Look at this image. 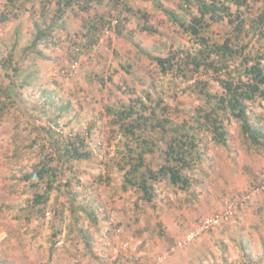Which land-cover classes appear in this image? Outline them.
I'll return each mask as SVG.
<instances>
[{
  "label": "rangeland",
  "instance_id": "374dc122",
  "mask_svg": "<svg viewBox=\"0 0 264 264\" xmlns=\"http://www.w3.org/2000/svg\"><path fill=\"white\" fill-rule=\"evenodd\" d=\"M84 1L88 8L82 0L66 10L63 28H50L58 15L57 0H14L10 5L9 0H0L1 90L9 91L13 75L3 68L2 59L12 55L21 64L14 75L17 103L0 114V264H115L117 258L127 264H264V145H254L242 132L241 122L229 118H224L228 145L216 143L195 120L193 113L203 102L192 92L203 77L210 81L211 92L220 93L214 75L201 70L193 76L186 73L185 78L174 70L165 72L147 55L165 57L179 47H200L199 40L158 5L175 10L187 22L190 7L183 0H155L153 7L149 0H131L128 11L110 7L109 0ZM231 8L245 24L237 28L227 18L211 21L205 35L210 43H222L227 37L236 46L246 43V53L259 51L264 67V22L259 23L264 0ZM191 11L196 13L194 7ZM99 14L125 20L120 34L126 46L117 42V31L104 26L87 35L84 19ZM38 29H49L51 35L31 50ZM26 77L30 84L20 87ZM136 98L148 105L146 114L156 109L169 118L168 128L183 125L184 132L196 136L202 159L183 170L192 180L187 189L163 178L153 182L154 195L148 200L138 187L124 186L132 162L125 158L130 147L119 145L125 138L106 107L120 109ZM161 99L164 109L158 106ZM247 110L252 122L264 130V100L249 102ZM58 114V123L51 122ZM48 125L59 135L87 137L90 157L63 167L64 178L73 180L69 189L76 205L85 209L73 211L68 193L55 190L44 216L35 209L29 212L32 193L23 174L33 171L46 151L54 150L50 142L44 144L43 128ZM159 134L147 131L160 147L145 154L141 171L164 164L166 145ZM172 137L168 130L166 139ZM71 165L76 171L72 176ZM232 201L235 206L228 209ZM89 209L98 216L96 221ZM227 210L232 213L226 214ZM212 216L217 219L215 227L188 239L201 221ZM110 217L123 228V236L142 239V245L127 251H120L116 243L106 246L105 239L114 235Z\"/></svg>",
  "mask_w": 264,
  "mask_h": 264
},
{
  "label": "trees",
  "instance_id": "16d2710c",
  "mask_svg": "<svg viewBox=\"0 0 264 264\" xmlns=\"http://www.w3.org/2000/svg\"><path fill=\"white\" fill-rule=\"evenodd\" d=\"M80 1L82 0H57L59 5L58 15L53 20L50 28L58 25L63 28L65 24L63 16L66 10ZM13 2L14 0H9V5ZM83 2L82 6L88 8L85 5L86 1L83 0ZM183 2L187 7H190L189 15L191 17L189 22L181 18L175 10L162 5L158 6L163 8L165 14L185 32L195 36L196 40L200 42V47L191 50L179 47L173 49L165 57L153 56L150 53H147V55L156 61L165 72L174 70L180 75L183 73L185 78H189L187 75L191 74L193 76L192 74L201 70L211 72L214 75V80L222 88L220 93L211 92L209 89L210 81L203 77L196 80L194 87L192 86V92L203 102L193 113L196 115L195 120L200 129L206 128L212 134L216 143L228 145V131L224 126V118H229L241 122L242 132L254 145H264L263 127L252 122L247 110L249 102L255 103L258 99L264 100L263 57L259 55V51L255 55L246 53L248 45L242 43V45L236 46L232 37L225 38L222 43H210V37L205 35L206 29L211 26V21H223L225 18L230 23L235 24V27L241 28L245 21L242 19L239 21V16L234 15L231 5L242 7L247 5L248 0H183ZM107 3L114 9L121 6L125 10H131V7L128 6L130 5L129 0H109ZM192 7L196 9V13L191 11ZM114 16L112 15V17ZM260 17L259 23L263 24L264 13ZM94 18V21L93 19H84L88 30L87 35L96 34L97 31L101 30L100 27L104 26L106 28L107 24L111 22V18L108 19L102 14ZM116 18L119 20L115 31L119 34L121 33V27L125 26V20L121 19L120 15H116ZM60 21L62 24H58ZM145 29L154 32L150 27ZM50 35L51 30L38 29L35 40L28 48L31 50L36 49L38 44ZM131 36L132 40L133 35ZM88 42L90 45L93 44L91 38L88 39ZM232 63H236L234 68H231ZM2 64L3 68L12 71L13 75H11L12 81L9 91L0 88V114L8 109L10 105L17 103L18 90L16 89L14 75L16 76L21 70V64L15 63L12 55L2 59ZM25 84H30L27 77L23 79L19 86L23 87ZM46 101L45 99L43 106L46 105ZM132 101H135V103L124 105L120 109L106 107L107 114L114 116V122L119 124L121 136L125 138L119 145L123 144L130 147L125 158H132V162L129 161L131 168L125 173L124 186L128 187L130 184L133 187H138L148 200H151L154 195L153 182H160L163 178L168 177L172 184L178 185L181 189H187L192 180L183 175V170L194 167L202 159V152L196 136L184 132L181 127L183 125L168 128L171 120L167 117H161V113H157L156 109H153L154 111L152 110L150 115L146 114L145 112L148 111L149 107L142 98H136ZM158 104L160 108H166L162 105V99L158 101ZM60 117L61 115L58 114L50 120L58 123ZM148 130H157L160 133V140L165 142L166 149L162 151L164 164L157 170L149 168L141 171L140 167L145 164V154L153 151L156 147H160L159 141L157 142L155 139L148 137ZM168 130H172L174 133V137L169 140L166 139ZM43 131L44 140L46 141L44 144L50 142L49 145L54 150L46 151L42 162L36 164L33 171L23 174V178L29 182V190L32 193V199L28 206L29 212L31 211L33 214L35 209L36 213H41L44 216L55 190L60 192L64 190L68 193L73 211L76 207L85 209L83 205H76V197L69 189L73 180L72 178H64L66 172L63 167L66 164L70 165L73 161L85 160L90 157L91 151L88 149L87 137L79 133L73 136L59 135V132L52 125L43 128ZM130 141L137 143V146L134 147L133 143H129ZM35 142L40 144L37 140ZM42 149L46 150L43 147ZM68 169L71 176L76 173L74 165L68 166ZM88 213L93 220H97L98 216L92 209H89ZM58 233H55L54 236L56 237Z\"/></svg>",
  "mask_w": 264,
  "mask_h": 264
},
{
  "label": "built area",
  "instance_id": "2783aa9c",
  "mask_svg": "<svg viewBox=\"0 0 264 264\" xmlns=\"http://www.w3.org/2000/svg\"><path fill=\"white\" fill-rule=\"evenodd\" d=\"M118 20L119 19L116 18V15L112 17L111 22H109L106 26V30L107 31L115 30V28H117L118 26ZM255 190L256 189L253 188V191ZM234 206H235L234 201L228 203V209H232L234 208ZM228 213H232V210L231 211L227 210L226 214ZM215 218L216 216L215 217L212 216V217L205 218L203 221H201L198 227L190 233V235L188 236V239H192L202 234L203 232H206L210 230L211 228L215 227L217 224V219ZM107 220H109V223L112 224L114 227L112 230L114 235L111 238L105 239L106 246H108L109 248H112L113 244L116 243V248H118L120 251H127L130 249H135L139 247L140 245H142L143 243L142 239H139L134 236H123L122 235L123 228L115 222V219L113 217H110V219H107ZM115 264H127V263H125L123 259L117 258L115 261Z\"/></svg>",
  "mask_w": 264,
  "mask_h": 264
},
{
  "label": "crops",
  "instance_id": "0c3cea01",
  "mask_svg": "<svg viewBox=\"0 0 264 264\" xmlns=\"http://www.w3.org/2000/svg\"><path fill=\"white\" fill-rule=\"evenodd\" d=\"M143 1H145V0H143ZM153 1H155V0H149V2H150V7L152 6L153 7ZM157 1V0H156ZM138 2H139V0H138ZM129 3H131V0H129ZM145 13H143V15H144ZM142 15V16H143ZM136 24H138V21H136ZM131 25V24H130ZM128 26V25H127ZM132 26V25H131ZM146 28V27H145ZM146 30V29H145ZM148 31V30H147ZM149 32V31H148ZM131 35H133L132 33H128V35H127V38H129V37H132ZM117 37H119L118 39H117V42H120L121 44H123V46H126L125 45V41L123 40V38H125V36L123 37L122 36V34H120L119 33V36H117ZM133 38H134V36H133ZM132 42V41H131ZM134 42V41H133Z\"/></svg>",
  "mask_w": 264,
  "mask_h": 264
}]
</instances>
